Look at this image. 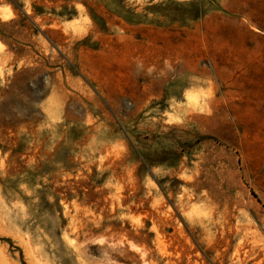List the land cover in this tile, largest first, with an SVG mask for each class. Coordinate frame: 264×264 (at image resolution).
Instances as JSON below:
<instances>
[{"label":"rangeland","instance_id":"374dc122","mask_svg":"<svg viewBox=\"0 0 264 264\" xmlns=\"http://www.w3.org/2000/svg\"><path fill=\"white\" fill-rule=\"evenodd\" d=\"M247 10L264 21V0H0V264H213L187 222L210 208L240 231L222 264L264 257L230 258L264 244Z\"/></svg>","mask_w":264,"mask_h":264},{"label":"bare ground","instance_id":"6f19581e","mask_svg":"<svg viewBox=\"0 0 264 264\" xmlns=\"http://www.w3.org/2000/svg\"><path fill=\"white\" fill-rule=\"evenodd\" d=\"M191 111V110H190ZM192 112V111H191ZM194 112V111H193ZM189 113V112H188ZM187 116V115H186ZM190 120V119H189ZM187 120V121H189ZM188 180V179H187ZM190 180V179H189ZM186 185V184H185ZM194 186V185H193ZM116 192V191H115ZM186 192V191H185ZM190 192L191 194L187 195L185 194V203L188 204L192 201H201L202 197L200 195L197 194L198 190L197 187H191L190 188ZM116 194V193H115ZM181 195V194H179ZM182 197V195H181ZM170 199V198H169ZM184 201V200H183ZM181 201V203L183 202ZM112 202V201H111ZM158 202V200H157ZM156 202V203H157ZM121 204V203H120ZM160 203H158L157 205L159 206ZM156 205V206H157ZM155 206V205H154ZM155 206V207H156ZM188 206V205H187ZM175 207V205L173 206ZM192 208H195L194 206ZM121 209V208H120ZM170 209V207H169ZM168 209V210H169ZM176 209V208H175ZM174 209V211H175ZM186 209V208H185ZM216 209V210H215ZM210 208L209 210V214L208 217L206 219H194L193 217L188 218V224L190 226V229H192V231H199V235L204 237V240L206 241V250L209 251H214V255L213 257L210 259L211 262L213 264H217V262H219L220 264H222L224 262L225 257L229 254L231 248L232 247V240L233 238L240 232L237 228L235 230H233V228L230 226L228 219L226 218V213L223 211L222 213H220L219 211H217V208ZM156 210V208H155ZM167 210V209H166ZM167 210V211H168ZM171 210V209H170ZM193 210V209H192ZM172 212V211H171ZM158 213V212H156ZM159 214V213H158ZM157 215V214H156ZM161 215V214H160ZM159 215V216H160ZM169 215V214H168ZM176 215V214H175ZM180 215V214H179ZM178 215V216H179ZM163 216V215H161ZM166 217V216H164ZM171 217V216H170ZM167 218V217H166ZM169 218V217H168ZM154 219V218H153ZM176 219V218H175ZM181 219V218H180ZM151 220V219H150ZM174 220V219H173ZM155 221V220H154ZM162 221V220H161ZM185 221V220H184ZM160 222V221H159ZM175 222V221H174ZM157 223V222H156ZM161 223V222H160ZM159 223V224H160ZM172 223V222H171ZM170 223V224H171ZM186 223V222H185ZM155 224V223H153ZM168 224V223H167ZM179 224V222H178ZM166 225V224H165ZM185 225V224H184ZM234 226V225H233ZM236 226V225H235ZM157 227V226H156ZM173 227V226H171ZM180 227V226H179ZM188 227V225H187ZM228 227V230L226 231L225 228ZM152 228L155 229V227L153 226ZM177 228V227H176ZM182 228V227H181ZM198 228V229H196ZM163 229V227H162ZM180 229V228H179ZM178 229V230H179ZM140 230V229H139ZM156 230V229H155ZM174 230V229H173ZM157 231V230H156ZM154 232V230H153ZM178 233V232H177ZM159 232L156 233V235H158ZM163 234V233H162ZM185 234V233H183ZM198 234V233H197ZM197 235V236H199ZM219 235V236H218ZM124 237V236H123ZM158 237V236H157ZM188 237V236H187ZM186 238V237H185ZM200 238V236H199ZM161 238H159L160 240ZM202 239V238H201ZM188 241V238H187ZM263 240H260V243L258 245H256V248L258 249H253V252H250V250H245V246H244V241H239V243L237 244V246L235 247V249L233 250V252L231 253V257L230 258H235L236 262L238 263H243L244 260H246L245 258L256 254L258 257H260L261 255L264 254V244L263 242H261ZM199 242V241H198ZM192 243V242H191ZM181 244V243H180ZM162 245V244H161ZM131 245H129L130 247ZM192 246V245H190ZM132 247V246H131ZM136 247V246H135ZM241 250L243 251V255H244V259L240 258V253ZM198 254L195 255L196 259H193V256H189L186 263L185 264H208V262L206 261L205 258H203L199 252H197ZM207 253V252H206ZM171 254V253H170ZM212 254V253H211ZM187 255V254H186ZM179 256V255H178ZM184 256V255H183ZM242 256V255H241ZM175 257V255H174ZM227 258V257H226ZM178 260V259H177ZM259 261L257 262V264H263L264 262V257L262 256V258L260 257L258 259ZM172 261V259H171ZM226 262V261H225ZM143 263V262H142ZM230 263V262H229ZM171 264V263H170ZM172 264H176V263H172ZM236 264V263H235Z\"/></svg>","mask_w":264,"mask_h":264},{"label":"crops","instance_id":"0c3cea01","mask_svg":"<svg viewBox=\"0 0 264 264\" xmlns=\"http://www.w3.org/2000/svg\"><path fill=\"white\" fill-rule=\"evenodd\" d=\"M247 16L249 17V20H250V23H247V24L250 25V28H248L246 30H242V23L236 20V21H234V26H233V28L231 30L232 32L230 33V35L232 34L237 39L239 38L238 39L240 41L239 42V46H241V42H243L242 41L243 39H240V37L243 38L244 35H245L246 39L247 40H250V41H253V39H258L257 34H255L253 32L254 29L252 28V25L251 24H253L255 26L256 31H262V32H264V21H263L262 18H260V20H258V17H257V20H254V17L251 16V14L248 12V10H247ZM236 22H238L240 24V27L239 28L236 27L237 26L236 25ZM243 23H246V22H243ZM213 37H215V33L214 32H213ZM245 47L246 46H244V49L246 50ZM250 50H252L251 47H250ZM224 55H225V57H226L227 60H230L229 57H231L232 54L229 51L228 53H225ZM238 62H239V68H241V67L244 68L246 66L245 65V61H238ZM184 63H185V61H182L181 65H183ZM224 69L225 68H221V66H220L219 69H217V73L219 72V73L222 74V72L224 71ZM135 71H138V70L135 69L134 66H132V68L130 69V73L132 72L133 74H137V73H135ZM202 74L204 75V72H202ZM159 81H160L159 83H161V80H159ZM184 82H185V79H184ZM186 83H188V79L186 80Z\"/></svg>","mask_w":264,"mask_h":264}]
</instances>
